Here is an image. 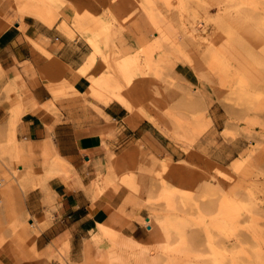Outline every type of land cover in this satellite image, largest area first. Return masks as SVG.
<instances>
[{"label":"rangeland","instance_id":"374dc122","mask_svg":"<svg viewBox=\"0 0 264 264\" xmlns=\"http://www.w3.org/2000/svg\"><path fill=\"white\" fill-rule=\"evenodd\" d=\"M109 1L9 0L0 32L11 16L68 18L61 27L92 49L79 70L89 81L83 96L119 102L132 127L145 120L151 139L120 133L110 144L114 133H101V186L127 190L124 179L110 178L112 155L132 182L126 200L143 211L147 240L98 222L83 239L80 260L69 235L36 244L43 218L26 212L23 196L45 182L33 177L12 126L0 134V264H218L217 254L219 264H264V0H125L134 12L119 16ZM224 6L232 19L217 30L214 16ZM132 20L148 36L126 51L115 41ZM241 79L247 100L232 93ZM103 239L117 247L113 260L97 244Z\"/></svg>","mask_w":264,"mask_h":264},{"label":"crops","instance_id":"0c3cea01","mask_svg":"<svg viewBox=\"0 0 264 264\" xmlns=\"http://www.w3.org/2000/svg\"><path fill=\"white\" fill-rule=\"evenodd\" d=\"M11 5L0 0L1 16ZM1 16L0 25L6 22ZM9 19L12 24L0 32V134L14 126L17 141L29 154L33 177L45 182L44 188L37 185L23 196L26 212L43 218L36 244L69 235L72 252L80 260L83 239L97 230L98 222L126 229L130 237L146 241L147 228L139 222L143 211L129 203L121 189L101 186L105 163L101 133H114L115 138L105 141L110 144L120 133L134 138L137 133L144 135L136 141L151 139L145 120L132 127L125 121L128 111L119 102L83 96L89 81L79 70L92 49L83 36L72 37L61 27L60 22L68 18L54 22L55 18L25 14ZM147 36L140 22L132 20L115 43L132 51ZM54 152L65 157L67 169H46ZM68 170L75 173L67 176ZM97 244L107 259L117 255V247L107 239Z\"/></svg>","mask_w":264,"mask_h":264},{"label":"bare ground","instance_id":"6f19581e","mask_svg":"<svg viewBox=\"0 0 264 264\" xmlns=\"http://www.w3.org/2000/svg\"><path fill=\"white\" fill-rule=\"evenodd\" d=\"M128 3L129 2H126L125 0H110L109 1V8L108 9H110V11H111V13H112V15L113 16H116V15H118L119 16V14H121L122 13V11H126V10H130V12H134L133 10L135 9V7L133 8L131 5H130V3H129V5H128ZM132 3V2H131ZM236 4V3H235ZM248 5V4H247ZM238 6V5H237ZM230 7H228V6H224L223 7V9L222 10H220L221 8H218V10H220V12H218V14H216L215 16H214V21H215V27H216V29L217 30H219V29H221V27H222V25L226 22V21H228V20H231L232 18V13H231V11H230V9H229ZM239 8V7H238ZM237 8V13H239L240 14V12H241V10L240 9H238ZM206 11V10H205ZM129 12V13H130ZM213 18V17H212ZM205 19H207V18H205ZM210 19V18H209ZM208 19V20H209ZM213 21V22H214ZM215 29V30H216ZM240 35V34H239ZM210 43H212L213 45H214V43L213 42H210ZM209 44V43H208ZM216 45V44H215ZM210 47H211V45H210ZM218 49V48H217ZM219 50H220V48H219ZM214 51V50H213ZM239 51H240V49H239ZM217 52V51H216ZM202 53V52H201ZM206 53V52H205ZM212 54V53H211ZM216 54H218V53H216ZM244 55V54H243ZM262 55H264V54H262ZM215 55H213V57H214ZM219 56V55H218ZM212 57V58H213ZM225 57V56H224ZM209 59H210V55H209V57H208ZM211 58V59H212ZM210 59V61H212ZM214 59V58H213ZM217 59V58H216ZM241 54H240V56L238 57V60L239 61H241ZM215 60V59H214ZM220 60V59H219ZM209 61V62H210ZM213 62V61H212ZM218 62V61H217ZM213 64H214V62H213ZM215 64H216V62H215ZM215 64H214V66H215ZM211 65V64H210ZM217 65V64H216ZM244 65V64H243ZM212 66V65H211ZM218 67V66H217ZM217 67L215 68L216 70H217ZM222 69V68H221ZM240 69V68H239ZM227 70V69H226ZM48 71V70H47ZM219 73V72H218ZM220 73H221V71H220ZM220 76H218V78H219ZM223 77V76H222ZM225 77H226V75H225ZM224 77V78H225ZM228 78V77H227ZM221 79V77L219 78V80ZM226 79V78H225ZM258 79L259 78H257V79H255L254 80V84L255 83H257V81H258ZM220 83V82H219ZM225 83V82H224ZM223 82L221 83V84H224ZM247 83V81L245 80V79H241V80H239V82L236 84V88L233 90V94L237 97V98H239V99H241V100H247V99H249V96H250V92H249V90H246L245 88H244V86H245V84ZM220 84V85H221ZM221 86H223V85H221ZM235 86V85H234ZM233 87V86H232ZM182 126V125H181ZM49 137V136H48ZM15 145V147L16 148H18L19 147V145H16V144H14ZM12 146V145H11ZM23 147V146H22ZM53 147V146H52ZM9 148V147H8ZM22 149H24V147L22 148ZM44 149V148H43ZM54 149V148H53ZM8 150V149H7ZM26 150V149H25ZM55 150V149H54ZM53 150V151H54ZM15 150L13 149V152H14ZM50 151V150H49ZM52 151V152H53ZM8 152H10L9 150H8ZM18 152H19V150H18ZM10 153H12V152H10ZM15 153V152H14ZM44 153H46V154H48V152L46 151V152H44ZM43 153V154H44ZM55 153V152H54ZM8 155H9V153H8ZM12 155V154H11ZM13 156V157H12ZM12 156H10V158L12 157V158H14V157H17V155H12ZM110 157V166H111V168H110V170H109V175H110V178L111 179H113V178H115V180L116 179H120L119 181H121V179H124V181H125V187L127 188V190H125V194L127 195V193H130L131 191H133V185H132V182H129V181H127L129 178H128V175H127V173H125L124 171H123V169H122V164L120 163L121 161L120 160H117V159H115L114 157H112V155H110L109 156ZM65 158V157H64ZM63 157H61V156H59L58 154H54V157H52V159L50 160V161H48L47 162V165H50V166H52V167H54V169H67V167H68V162L64 159ZM15 159V158H14ZM174 162H176V161H174ZM71 166V165H70ZM178 167V165H170L169 166V168L170 169H176ZM71 169H73V168H71ZM69 171V170H68ZM70 172V171H69ZM74 172V171H73ZM73 172H71L72 174H73ZM70 173V174H71ZM75 173V172H74ZM13 176H15V175H13ZM76 176V175H75ZM16 179H17V177H16ZM14 181H16L15 179H14ZM12 182V181H11ZM18 183V182H17ZM16 183V184H17ZM117 189L119 188V189H121L120 187H119V185H117V186H115ZM121 206V205H120ZM121 208H123V207H121ZM117 211V210H116ZM122 210L120 209V211H118V212H121ZM123 213V212H122ZM115 214V213H114ZM171 225H169V224H167L166 226H165V229H168L169 227H170ZM112 227V226H111ZM1 228V227H0ZM5 230V229H4ZM112 230L115 232V233H117V234H122L119 230H117V229H115V228H113L112 227ZM3 231V230H2ZM11 231V230H10ZM12 232H14V230H12ZM12 232H10V233H12ZM2 234V233H1ZM182 234V233H181ZM17 237H15V239H16ZM2 242V241H1ZM13 242H15V240L13 241ZM19 248V247H18ZM17 255V254H16ZM31 257V256H30ZM17 258V257H16ZM46 258V257H45ZM47 259V258H46ZM17 260V259H16ZM45 260V259H44ZM215 260H216V263H220V261H221V258H220V256L217 254V255H215ZM22 261V260H21ZM48 263H50L51 262V260H50V257L48 258ZM46 260H45V262H47Z\"/></svg>","mask_w":264,"mask_h":264}]
</instances>
